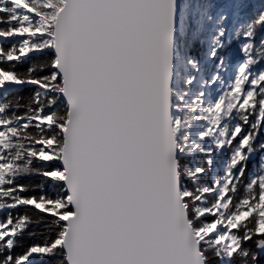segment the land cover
Returning a JSON list of instances; mask_svg holds the SVG:
<instances>
[{
    "label": "snow or ice",
    "instance_id": "1",
    "mask_svg": "<svg viewBox=\"0 0 264 264\" xmlns=\"http://www.w3.org/2000/svg\"><path fill=\"white\" fill-rule=\"evenodd\" d=\"M0 216V264H264V0H0Z\"/></svg>",
    "mask_w": 264,
    "mask_h": 264
},
{
    "label": "trees",
    "instance_id": "2",
    "mask_svg": "<svg viewBox=\"0 0 264 264\" xmlns=\"http://www.w3.org/2000/svg\"><path fill=\"white\" fill-rule=\"evenodd\" d=\"M251 167V165H248V168H250ZM24 183H28V184H33V185H37V184H41L42 183V181H41V178L40 177H38V176H36V177H32L31 179H28V180H25V181H23ZM45 191H47L49 194H51V192H52V189H51V187H50V185H45ZM29 195H39L40 194V192H39V189H37L36 190V192L35 193H28ZM3 217L2 216H0V219H2ZM33 230H35V231H37V232H40L41 231V229L40 228H36V229H29V231H33ZM42 240H43V236H35V237H28V235H27V233L25 234V237L23 238V240H22V244H23V246H28V245H30V244H34V243H40V242H42ZM20 249H18V251H19ZM45 264H54V262L53 261H45Z\"/></svg>",
    "mask_w": 264,
    "mask_h": 264
},
{
    "label": "rangeland",
    "instance_id": "3",
    "mask_svg": "<svg viewBox=\"0 0 264 264\" xmlns=\"http://www.w3.org/2000/svg\"><path fill=\"white\" fill-rule=\"evenodd\" d=\"M256 164V159H253L252 161H249V164L248 165H251L249 169V171H252L254 170V165Z\"/></svg>",
    "mask_w": 264,
    "mask_h": 264
},
{
    "label": "water",
    "instance_id": "4",
    "mask_svg": "<svg viewBox=\"0 0 264 264\" xmlns=\"http://www.w3.org/2000/svg\"><path fill=\"white\" fill-rule=\"evenodd\" d=\"M252 161V160H251Z\"/></svg>",
    "mask_w": 264,
    "mask_h": 264
}]
</instances>
